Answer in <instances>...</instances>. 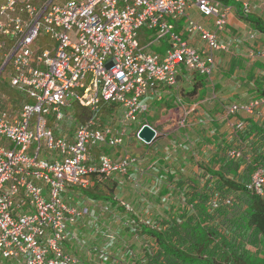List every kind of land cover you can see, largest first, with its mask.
<instances>
[{
	"label": "built area",
	"instance_id": "1",
	"mask_svg": "<svg viewBox=\"0 0 264 264\" xmlns=\"http://www.w3.org/2000/svg\"><path fill=\"white\" fill-rule=\"evenodd\" d=\"M194 10L212 19L213 30L191 16ZM229 12L218 0L0 4V77L20 100L19 108L10 111L0 97V264H76L64 245L69 228L88 210L70 206L65 194L88 189L93 176H127L137 161L126 156L114 162L101 154L97 165L90 166V151L123 146L129 125L148 112L144 98H160L161 87L175 86L181 67L211 77L214 54L227 50L218 34L224 32ZM143 27L156 39L146 30L139 34ZM196 38L203 50L194 45ZM160 40L165 52H152L153 45H163ZM103 103L112 110L104 118ZM71 107L90 117L65 140L54 132ZM114 107L122 110L120 116ZM263 107L264 88L260 97L225 109L234 138L225 157L239 163L240 172L252 158L240 136L247 130L243 116L263 115ZM43 152L55 155L45 158ZM245 189L264 199V164L255 165Z\"/></svg>",
	"mask_w": 264,
	"mask_h": 264
},
{
	"label": "crops",
	"instance_id": "2",
	"mask_svg": "<svg viewBox=\"0 0 264 264\" xmlns=\"http://www.w3.org/2000/svg\"><path fill=\"white\" fill-rule=\"evenodd\" d=\"M224 6L230 12L218 41L227 50L214 54L212 76L203 78L181 67L175 86L161 87L160 98H144L148 112L129 125L123 146L90 151V166L97 165L101 154L114 162L133 156L137 161L128 175L114 174L108 179L93 176L87 190H68L65 194L70 206L88 210L69 228L64 245L76 264H139L138 259L151 243L148 238L134 235L139 226L156 228L160 219L176 218L191 210L185 200L209 194L216 182L213 173L220 164L226 160L234 163L225 157L234 141L225 109L231 103H244L263 95L264 34L246 18L254 17L264 23V0H227ZM191 16L209 30L213 28L212 19L201 17L195 10ZM251 32L257 34L254 39L249 38ZM194 45L204 49L198 38ZM6 88L12 91L7 85ZM4 100L10 111L15 110ZM262 113L243 116L247 130L240 136L248 142L252 158L242 172L239 166L240 180L247 174L249 179L258 164L255 156L261 158L259 164H264V107ZM145 124L156 131L154 141L148 145L135 138ZM105 199L116 205L111 206ZM161 201L168 203L169 208L157 203ZM122 204L132 206L133 214L121 207L116 209ZM103 206H110L112 211L103 212ZM132 216L137 223L130 219Z\"/></svg>",
	"mask_w": 264,
	"mask_h": 264
},
{
	"label": "trees",
	"instance_id": "3",
	"mask_svg": "<svg viewBox=\"0 0 264 264\" xmlns=\"http://www.w3.org/2000/svg\"><path fill=\"white\" fill-rule=\"evenodd\" d=\"M246 20L264 34L261 20ZM254 158L256 163L261 160ZM238 168L237 162L224 161L213 173L216 182L209 194L185 200L191 210L176 218L160 219L156 228L139 226L134 235L151 242L139 264H249L247 246L258 248L264 240V199L246 191L249 174L240 180ZM212 201L217 204L215 209L210 206ZM130 219L137 223L134 216Z\"/></svg>",
	"mask_w": 264,
	"mask_h": 264
},
{
	"label": "rangeland",
	"instance_id": "4",
	"mask_svg": "<svg viewBox=\"0 0 264 264\" xmlns=\"http://www.w3.org/2000/svg\"><path fill=\"white\" fill-rule=\"evenodd\" d=\"M4 1H6V0H0V3H3ZM67 1H69V0H54V3H56L58 5H62L63 3L67 2ZM73 1H77V0H73ZM145 30H146V28L143 27L140 30L139 34H141ZM211 30H213V28ZM146 34L148 36L151 35L153 37V39H156L155 33H153L151 30H146ZM147 42H149V40ZM160 43L163 44L161 47H159L158 45L155 44L150 48V50L152 52H155L158 54L164 53L166 50V44H165L164 40H160ZM38 44L39 45L41 44V40L38 41ZM203 78H200V80H204ZM6 85L7 84H6L5 77L1 76L0 77V96L7 99L6 102L9 105H11L13 108H15V110H17L20 106V102H18L19 100L17 101V99H16L17 97L15 98L16 100L12 99L16 95L12 91L8 90L6 88ZM107 106L108 105L106 103H103V105H102V112H103L102 117L103 118L106 117V115H108V112H110V111L112 112V110L107 109ZM114 109L117 110V116H120L122 110L118 107H114ZM64 112L67 113L68 116L69 115L70 116L67 117L66 119H64V121L60 122L59 128L54 133L59 138H62L65 140H71L73 138L74 128H75L76 124L79 122H83L86 119H88L90 117V114L88 112L82 111L81 109H79L77 107L67 108ZM42 155L45 158H48L49 156L55 155V152H51V153L43 152ZM97 163H98V161H97ZM157 203L163 204L164 207L169 208L168 203H165L163 201L157 202ZM128 206L132 210L131 213H133L134 212L133 207L130 205H128ZM247 250L249 251L248 254L250 255L249 264H264V240H262V243L258 248H255L252 246H247ZM2 262L5 263V260H3Z\"/></svg>",
	"mask_w": 264,
	"mask_h": 264
},
{
	"label": "water",
	"instance_id": "5",
	"mask_svg": "<svg viewBox=\"0 0 264 264\" xmlns=\"http://www.w3.org/2000/svg\"><path fill=\"white\" fill-rule=\"evenodd\" d=\"M156 137V131L149 125H144L138 133L139 140L144 144H151Z\"/></svg>",
	"mask_w": 264,
	"mask_h": 264
},
{
	"label": "clouds",
	"instance_id": "6",
	"mask_svg": "<svg viewBox=\"0 0 264 264\" xmlns=\"http://www.w3.org/2000/svg\"><path fill=\"white\" fill-rule=\"evenodd\" d=\"M145 125H147V124H145ZM143 126H144V125H143ZM141 128H142V127H141ZM141 128H140V129H141ZM140 129H139V131H140ZM138 139H139V138H138ZM113 175H114V174H113ZM72 190H74V189H72ZM79 190H81V189H79ZM86 190H87V189H86ZM125 205H127V204H125ZM104 207H107L109 210H108L107 212L104 211V210H103ZM120 207H122L126 213L133 214V213H131L132 210H131V211H126V209H125L122 205H121ZM103 208H102V211H103V212L110 213V212L112 211V210H111L112 208H111L110 206H103Z\"/></svg>",
	"mask_w": 264,
	"mask_h": 264
}]
</instances>
